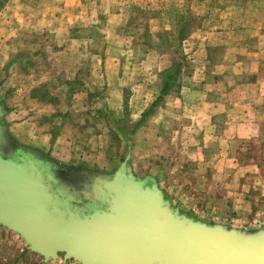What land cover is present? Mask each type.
Masks as SVG:
<instances>
[{
    "label": "crops",
    "instance_id": "crops-1",
    "mask_svg": "<svg viewBox=\"0 0 264 264\" xmlns=\"http://www.w3.org/2000/svg\"><path fill=\"white\" fill-rule=\"evenodd\" d=\"M207 1L9 0L0 12V67L19 54L25 38L35 36L30 43L34 52L52 69L49 79L37 83L33 90L53 78L70 84L88 77L89 84L71 92L84 99L92 87L107 88L121 96V102L113 106L120 110L133 108L134 99L126 98L125 106L120 104L124 92L132 94L153 84L159 88L153 104L161 94L166 71L177 64L151 40L157 28H169L157 27L165 22L161 15L166 12L161 7L172 2L176 6L181 2V8L187 5L194 27L182 43L190 47L192 70L182 66L176 86L137 132L148 131L142 143L149 158L167 159L162 167L151 168L150 176L160 177L157 185L166 198L172 196L171 205L197 221L254 232L258 231L255 225L264 229V0H219L220 5L212 7ZM156 5L160 8L157 12ZM138 8L155 13L146 23L151 42L139 45L135 35L126 32ZM198 17L202 21L195 25ZM99 31H104L102 37ZM103 42L104 50H97ZM197 45L203 49L194 52ZM0 74H5L2 68ZM137 76H142L143 84H138ZM150 77L155 81H149ZM60 89L69 92L67 84H61ZM9 111L3 119L21 143L51 152L62 161L95 160L94 154L76 152L77 141L61 132L67 117L64 109L40 122L36 113L21 117L23 109ZM42 111L39 113L45 114ZM13 119L20 122L14 124ZM134 142L135 137L132 148ZM153 142L158 144L157 150L151 147ZM12 238L17 244L2 264L14 255L21 262L40 258Z\"/></svg>",
    "mask_w": 264,
    "mask_h": 264
},
{
    "label": "water",
    "instance_id": "water-1",
    "mask_svg": "<svg viewBox=\"0 0 264 264\" xmlns=\"http://www.w3.org/2000/svg\"><path fill=\"white\" fill-rule=\"evenodd\" d=\"M3 116L0 107V143ZM19 155L6 158L0 149V226L46 262L63 256L79 264H264V229L197 221L126 165L101 181L96 203L83 205L44 160Z\"/></svg>",
    "mask_w": 264,
    "mask_h": 264
},
{
    "label": "rangeland",
    "instance_id": "rangeland-1",
    "mask_svg": "<svg viewBox=\"0 0 264 264\" xmlns=\"http://www.w3.org/2000/svg\"><path fill=\"white\" fill-rule=\"evenodd\" d=\"M8 1L9 0H7V2ZM167 1L169 2V0H166V2ZM7 2L4 7L0 9V12H3L2 10L7 5ZM171 4L168 7L165 6L164 3L163 7L160 6L165 9L166 12L165 15H161L165 19V22L162 20V24L157 25V27L160 26V28H164L165 26L169 28L163 30H158L159 28H157L151 40L156 41V45L160 44V47L163 48L162 52L167 54V57L171 59L170 62L174 63L177 61V64H182L183 67L186 65L187 69L192 70L188 58L190 47L187 43H182V40L191 30L190 27H194L190 19L193 14L190 12L191 10L187 5L181 8L179 4L176 6L177 3ZM207 5L212 7L220 5V3L219 0H208ZM157 7L159 6L156 5L155 8ZM138 9L139 10H137L136 14L132 17L129 29L126 31L131 35H135L134 37L137 45L151 42L147 39L146 28L149 23L147 25L146 23L149 18L155 17V13H153L152 10L147 13L140 8ZM159 9L160 8H157L156 12L159 11ZM199 18L200 17L196 18L194 21L195 25H200L202 20ZM183 26L185 29L179 36L180 27ZM98 35L102 37L104 31H99ZM34 38H25L24 44H22L19 50V54L13 55L9 63L0 67L3 72H5V74H0V107L3 109L4 113L9 110V112H11V110L23 109V115L21 117L30 115V113L35 115L36 113L40 115L37 117L39 122L42 117L46 115L52 116L55 114V111L64 109V112L67 113V117L63 122L64 124L60 126L61 132L69 140L71 138L77 141L78 148L76 147V152L81 153L84 151L88 154H94L95 160L73 159L62 161L57 158L58 156H53L51 152L46 153L32 146L23 144L14 136L13 132L9 131V128L12 127L3 119L4 117L1 120L2 139L11 141L13 147L20 149V151H30L61 166L71 168V176L66 179L70 182L69 184L72 189L69 187V184L64 182L65 185L61 180L60 181L69 188V192L73 197L87 205L96 203L94 199L95 189L93 187V181L89 180V175H97L100 181L111 180L118 171L126 165L137 178L148 180L149 184H157L160 177L152 178V176H150L151 168L162 167L163 164H165L162 161H166L167 159L164 157L149 158L147 156L148 152L143 149L142 140L143 136L148 135V131H145L144 134L136 131L135 136L131 134L136 123L141 120L140 117L142 112L145 111L157 97L159 93L157 85L154 88L152 86L153 84H150V87L146 86L147 88L143 90L139 88V90H135L132 94L124 92L122 95L123 103L120 104L125 106L126 103L124 104V100L126 98L134 99L133 108H122L120 110L113 109V106L117 105V101L121 102V96L109 93L107 88L104 89L100 87L97 89L96 87H92L94 89H91L88 95H84V99L83 95H80V93L71 92L81 90L82 85L85 86V84H89L88 77H83L73 82L70 81V84H68L69 81L65 79L53 78V80H48L49 83H45L46 85L38 86L37 90H33L32 87L37 83L42 81L45 82L49 79L48 74L52 69L41 55H37L36 51L34 52V48L30 44ZM96 47L97 50L103 51L104 42ZM199 49H203V47L200 48L199 45L195 46L194 52H197ZM39 51L40 50H37V52ZM42 51H45V46L42 47ZM184 55L188 58L187 60L184 58ZM192 55H194V53ZM139 69H141V67H139ZM140 72L141 70L139 73ZM143 78L148 81L146 76H143ZM135 79L138 84H143L142 76H137ZM149 81L152 82L155 81V79L150 77ZM61 84H67L69 89L67 94H65V92L61 93ZM135 89L137 88L135 87ZM52 95L58 96L61 100L59 98H54ZM35 107H38V109L35 110ZM150 107L145 112H147ZM31 109L33 111H31ZM41 109L43 110L42 113L45 114L39 113ZM12 122L15 124V122L18 123L20 120L13 119ZM133 137H135L134 148H132ZM151 147L157 150L158 144L153 142L151 143ZM49 155L51 158H48L50 157ZM131 155L132 159H130ZM77 169H85L88 173L86 175H79L76 172ZM171 170H173V167ZM161 186L166 192L163 184ZM87 196L91 197L89 201ZM167 198L170 200L169 202H172L171 195L169 197L167 196ZM172 206H174V204ZM175 207L179 208V206ZM179 209L182 213H187V211L181 208ZM11 235L22 244L26 245L24 240L17 234L0 226V264H2L3 259L9 255L11 248L17 244ZM12 257L9 263L6 262L5 264H79L74 260L64 262L63 256L56 262L50 260L46 263H44V258L41 256L38 259H25L22 262L20 259L15 260V255ZM17 260H19L18 263H16Z\"/></svg>",
    "mask_w": 264,
    "mask_h": 264
},
{
    "label": "flooded vegetation",
    "instance_id": "flooded-vegetation-1",
    "mask_svg": "<svg viewBox=\"0 0 264 264\" xmlns=\"http://www.w3.org/2000/svg\"><path fill=\"white\" fill-rule=\"evenodd\" d=\"M0 149L1 151L4 153L6 158H16L19 155V151L20 149L14 148L13 145L11 144V141L7 140V139H2V133H1V143H0ZM26 154H33L36 157L44 160L47 164L50 165L54 175L61 180L63 183L66 182L67 184H69L70 182H68V177L71 176L72 173V169L68 168L66 166H61L49 159H43L42 157H39L38 155H36L35 153H32L30 151H23ZM79 175H86L88 173V171H86L85 169H77L76 171ZM67 178V179H66ZM89 180L93 181V187L95 190H98L99 187H102L101 181L99 179V177L97 175H89ZM65 184V183H64ZM66 185V184H65ZM69 187L72 189L71 185L69 184ZM76 204L80 207H83V205L85 204H81L79 202H76Z\"/></svg>",
    "mask_w": 264,
    "mask_h": 264
},
{
    "label": "trees",
    "instance_id": "trees-1",
    "mask_svg": "<svg viewBox=\"0 0 264 264\" xmlns=\"http://www.w3.org/2000/svg\"><path fill=\"white\" fill-rule=\"evenodd\" d=\"M6 2L7 0H0V9L4 7ZM182 68V64H175L166 71L163 88L159 98L151 105L150 109L142 115L141 120L136 123L133 133H135L141 127V125L144 124L147 119L155 113L156 109L164 101V98L171 92L172 88L176 86L178 78L181 75Z\"/></svg>",
    "mask_w": 264,
    "mask_h": 264
},
{
    "label": "built area",
    "instance_id": "built-area-1",
    "mask_svg": "<svg viewBox=\"0 0 264 264\" xmlns=\"http://www.w3.org/2000/svg\"><path fill=\"white\" fill-rule=\"evenodd\" d=\"M262 226L261 225H255V229H258V230H262Z\"/></svg>",
    "mask_w": 264,
    "mask_h": 264
}]
</instances>
